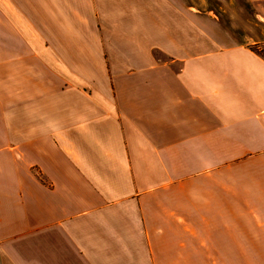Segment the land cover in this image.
<instances>
[{
    "label": "crops",
    "instance_id": "1",
    "mask_svg": "<svg viewBox=\"0 0 264 264\" xmlns=\"http://www.w3.org/2000/svg\"><path fill=\"white\" fill-rule=\"evenodd\" d=\"M204 4L0 0V264H264V0Z\"/></svg>",
    "mask_w": 264,
    "mask_h": 264
},
{
    "label": "rangeland",
    "instance_id": "2",
    "mask_svg": "<svg viewBox=\"0 0 264 264\" xmlns=\"http://www.w3.org/2000/svg\"><path fill=\"white\" fill-rule=\"evenodd\" d=\"M235 0H188L190 4H198L204 2V6L208 8H219V7H229L231 4L230 2ZM261 52L264 54V45L261 46ZM162 58H165L162 56Z\"/></svg>",
    "mask_w": 264,
    "mask_h": 264
},
{
    "label": "trees",
    "instance_id": "3",
    "mask_svg": "<svg viewBox=\"0 0 264 264\" xmlns=\"http://www.w3.org/2000/svg\"><path fill=\"white\" fill-rule=\"evenodd\" d=\"M255 48H256V50H257L258 52H260V53L264 56L263 52H261V49H259V48H257V47H255Z\"/></svg>",
    "mask_w": 264,
    "mask_h": 264
}]
</instances>
